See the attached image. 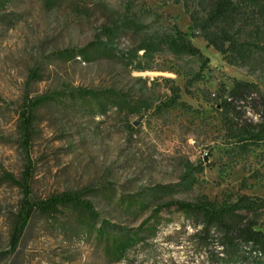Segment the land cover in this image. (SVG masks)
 <instances>
[{
    "label": "rangeland",
    "instance_id": "rangeland-1",
    "mask_svg": "<svg viewBox=\"0 0 264 264\" xmlns=\"http://www.w3.org/2000/svg\"><path fill=\"white\" fill-rule=\"evenodd\" d=\"M121 18L138 27L121 29L110 44L103 30ZM174 27L189 36L204 64L175 58L164 47L152 56L150 71L130 63L144 36ZM79 50L88 58L74 53ZM66 51L70 58L62 55ZM232 80L253 83L264 94V81L227 66L202 39L191 37L180 5L8 0L0 10V264H207L190 240V221L175 207L159 214L155 236L141 233L144 240L118 261L107 255L97 230L109 223L133 232L170 201H264V143L239 151L227 135L233 117L212 100L220 86L231 89ZM173 87L185 107L163 106ZM41 96L51 98L34 111L25 146L22 107ZM238 115L257 122L245 106ZM189 167L193 182L186 190L180 184ZM26 169L31 202L80 193L94 220L70 208L52 216L36 212L11 251L24 195L5 175L21 182ZM159 187L170 193L151 196ZM143 197L144 208L127 207Z\"/></svg>",
    "mask_w": 264,
    "mask_h": 264
},
{
    "label": "trees",
    "instance_id": "trees-1",
    "mask_svg": "<svg viewBox=\"0 0 264 264\" xmlns=\"http://www.w3.org/2000/svg\"><path fill=\"white\" fill-rule=\"evenodd\" d=\"M164 5H180L188 18L191 37H198L211 48L229 67L244 70L246 74L264 81V0H161ZM8 0H0L2 10ZM127 18L117 19L114 24L103 30L110 44L114 42L121 29H137V24ZM107 47L106 43H101ZM165 50L175 58H195L204 64L207 59L196 48L189 36L177 29L155 31L144 36L140 45L129 55L130 63H136L140 72L150 71L148 63L154 53ZM141 52V55L138 53ZM78 56L88 58L85 50H79ZM66 58L72 55L63 52ZM143 65V66H141ZM170 98L163 103L166 108L185 107L179 102V88L170 90ZM86 94L87 91L79 92ZM213 101L226 116L231 115L227 125L228 138L237 149L244 152L248 147L264 143V94L253 83L232 80L231 89L220 86L213 96ZM41 96L26 100L20 114L19 128L25 146L28 144L33 129L34 111L50 100ZM123 105H127L122 101ZM245 106L257 117V122L243 119L238 109ZM29 170L22 174V181L16 182L5 175V179L21 188L23 200L15 218L10 242L14 251L29 220L34 213L52 216L60 208H70L86 216L89 222L96 217L92 205L82 199L80 193L51 196L50 198L31 202L28 198ZM193 182L191 168L185 172L180 186L189 189ZM170 193L168 187H159L151 194ZM143 197L127 203V207L144 208ZM175 207L190 221L194 230L190 240L196 242L205 256L207 264H264V201L246 196L231 200L225 196L220 202L200 197L193 203L170 201L156 206L149 216L133 232L104 223L97 230L99 238L106 240V253L115 261L122 259L127 252L138 246L144 238L141 233L152 237L156 234L159 214L167 208ZM150 221L153 223L150 225ZM218 249V250H217Z\"/></svg>",
    "mask_w": 264,
    "mask_h": 264
}]
</instances>
